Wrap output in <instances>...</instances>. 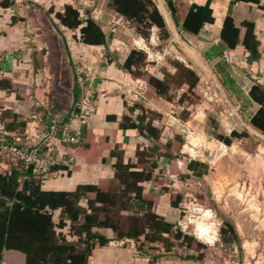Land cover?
I'll list each match as a JSON object with an SVG mask.
<instances>
[{"label": "crops", "instance_id": "0c3cea01", "mask_svg": "<svg viewBox=\"0 0 264 264\" xmlns=\"http://www.w3.org/2000/svg\"><path fill=\"white\" fill-rule=\"evenodd\" d=\"M10 1L8 8L0 7V81H7L11 87L10 90L0 88V139L6 143L17 138L27 140L56 158L50 177L39 185L41 191L73 192L79 185H97L102 179H111L115 159L110 154L116 146L123 151L125 162L135 163L137 148H147L150 143L137 130L123 128L120 124L125 115L132 118L140 115L142 108L160 116L152 125L161 131L163 145L180 140L176 139L179 138L178 128L187 123L180 118L184 102H178L180 96L172 101L151 97L152 90L144 80L123 70L122 65L132 50L146 54L144 70L158 79H163L164 71L175 72L172 62L184 64L198 76L194 93L222 91L245 113L249 128L264 137V0H152L163 18L167 38H163L156 26L144 38L137 32L135 23L111 11L107 0ZM65 5L76 8L81 19L89 15L98 23L103 32L101 45L80 43L77 40L79 29L73 31L59 24L54 14L63 12ZM36 6L49 13L53 29L65 49L69 72L71 64L74 66V84L70 85V91H46L41 81L46 72L41 66L35 68L34 52L37 51L29 46L21 22L26 8L38 10L33 8ZM51 8L53 13L49 12ZM194 11L210 12L211 18L198 32L191 33L185 30L184 24ZM80 77L86 87L81 86ZM186 90V86L177 89L181 94ZM85 91L92 93L94 111L83 123L72 117L65 123L73 131L81 132L85 128L80 142L67 146L55 134L40 141L47 128L45 116L53 119L52 125L61 116L64 121L68 114L76 112L75 104ZM64 96H68L66 102L62 99ZM23 122L25 127L20 128L18 125ZM170 131L175 135H170ZM178 152H174L172 158L161 157L155 175L163 171L165 180H174L176 163L180 161L174 156ZM166 161L172 162L166 166L168 177L164 172ZM191 162L182 163L189 174L193 173L189 170ZM14 163L0 148V174L10 173ZM144 186L151 187L146 193H158L154 210L169 222L177 223L169 218L173 215L169 210L170 195L159 194V187L150 182ZM81 206H86L85 200L81 201ZM59 216L60 210L53 212L54 223ZM67 229L63 233H67ZM93 232L109 239V243L93 249L85 264H151L152 260L153 264H198L185 258L189 262L172 261L168 255L171 252L166 253L160 242L152 243L151 249L141 253L134 247L133 240L114 241L110 229L94 228ZM207 237L212 243L214 238ZM67 240L76 239L67 236ZM0 264H28L27 254L6 248L1 240Z\"/></svg>", "mask_w": 264, "mask_h": 264}, {"label": "trees", "instance_id": "16d2710c", "mask_svg": "<svg viewBox=\"0 0 264 264\" xmlns=\"http://www.w3.org/2000/svg\"><path fill=\"white\" fill-rule=\"evenodd\" d=\"M11 4L10 0H0L2 8ZM107 6L112 12L135 23L137 32L144 38L148 37L153 26L160 29L163 38L168 37L163 18L152 0H107ZM49 12L53 13V9ZM54 16L61 26L73 31L79 29L77 40L80 43L89 46L103 43V32L98 23L89 15L81 19L79 11L71 5H65L63 12H56ZM210 18V12H191L184 28L196 33ZM145 60L144 52L132 50L122 68L132 77L144 80L152 90L151 97L172 101L171 90L183 86L187 87V91L180 96L179 103H183L187 95L195 94L198 76L184 64L172 62L175 72L164 71L163 79H158L144 70ZM0 88L11 89L7 81H0ZM69 117L70 114L64 118L62 125ZM159 117L157 113L143 108L135 118L131 115L123 117L120 126L137 130L150 146L137 148L135 163L125 162L123 151L116 146L110 154L115 159L113 177L102 179L97 185H79L73 192H44L39 189L43 180L33 172L32 167L21 162L14 163L10 173L0 174V241L4 246L24 251L28 264H85L93 249L109 243V239L93 232L94 228H98L110 229L114 241L133 240L140 243L137 249L141 253H146L145 246L155 242L162 243L166 253L171 252L175 242L190 248L194 238L184 235L176 224L154 210L158 193L145 192L144 184L150 182L159 187V194L168 193L167 181L159 177L161 171L156 175L155 171L161 157L172 158L181 147L180 140L165 145L160 142L161 131L152 125L153 120ZM18 126L25 127V122ZM84 129H81V134ZM221 140L226 145L230 143L224 137ZM13 143L14 140H9L6 144ZM198 167L202 168V164L193 161L189 170L194 172ZM82 200L86 201L85 207L81 206ZM172 205H176L175 201ZM56 210H60V216L54 223L52 217ZM224 224L229 226L231 234H235L231 225ZM66 227L67 233H63ZM225 232L221 230V233ZM67 236L76 240L68 241ZM185 259L197 258L189 255Z\"/></svg>", "mask_w": 264, "mask_h": 264}, {"label": "rangeland", "instance_id": "374dc122", "mask_svg": "<svg viewBox=\"0 0 264 264\" xmlns=\"http://www.w3.org/2000/svg\"><path fill=\"white\" fill-rule=\"evenodd\" d=\"M33 8L38 10L26 8L21 28L26 31L29 46L37 51L35 68L41 66L46 72L43 86L46 91H70L74 66H70L71 74L49 13L40 6ZM172 90V98L182 95L177 88ZM62 99L66 102L68 96ZM183 104L180 118L187 123L178 128L176 139H180L181 147L174 156L180 161L175 162L174 180L165 181L173 213L169 218L176 220L177 227L194 242L190 248L175 242L168 255L172 261L183 262H189L184 258L192 255L197 259L191 262L198 264H264V137L249 128L245 113L222 91H195ZM222 137L230 143H223ZM188 160L201 163L202 168L187 173L182 163ZM168 165L172 162L164 165L167 177ZM162 172L159 177H163ZM152 186L157 187L154 183ZM210 211L212 217L207 218L205 212ZM224 223L231 225L235 234ZM204 226L214 238L212 243L207 231L198 232ZM222 229L226 232L221 233ZM139 244L134 242V247Z\"/></svg>", "mask_w": 264, "mask_h": 264}, {"label": "built area", "instance_id": "2783aa9c", "mask_svg": "<svg viewBox=\"0 0 264 264\" xmlns=\"http://www.w3.org/2000/svg\"><path fill=\"white\" fill-rule=\"evenodd\" d=\"M226 61H229L228 57H226ZM83 81L80 77L81 86L84 85L86 87ZM75 111L71 117L79 119L81 123L84 122L88 114L94 111V103L90 91H85L83 98L75 104ZM49 134L57 135L60 142L67 146L78 144L81 138V132L73 131L67 124L59 125L54 123L50 127ZM0 148L13 162H21L26 166L32 167L33 172L42 180L50 177L51 168L57 164L56 158L46 155L39 146L30 144L27 140L23 141L20 138L15 139L14 143L9 145L3 139H0ZM67 162L69 163V161Z\"/></svg>", "mask_w": 264, "mask_h": 264}, {"label": "water", "instance_id": "95a60500", "mask_svg": "<svg viewBox=\"0 0 264 264\" xmlns=\"http://www.w3.org/2000/svg\"><path fill=\"white\" fill-rule=\"evenodd\" d=\"M71 74H72V71L70 72ZM72 78H73V82H72V84H71V86L73 87V84H74V74H72ZM72 105H73V103H72ZM62 121H63V116H61L60 118H57V123H62ZM52 123H53V119L50 117V116H47V118H46V126H47V128L45 129V131H44V134H43V136H42V138H41V140L40 141H42L43 139H45V138H47L48 136H49V126L50 125H52Z\"/></svg>", "mask_w": 264, "mask_h": 264}, {"label": "bare ground", "instance_id": "6f19581e", "mask_svg": "<svg viewBox=\"0 0 264 264\" xmlns=\"http://www.w3.org/2000/svg\"><path fill=\"white\" fill-rule=\"evenodd\" d=\"M205 216L207 217V218H210V217H212V212L210 211V212H205ZM203 218H204V216H203ZM206 219V218H205ZM204 221V220H203ZM207 222V221H206ZM202 226V225H201ZM204 231H207V235H210L209 234V232H208V229L207 228H205V226L204 227H201L200 228V230L198 231L199 233H203ZM211 232V231H210Z\"/></svg>", "mask_w": 264, "mask_h": 264}]
</instances>
